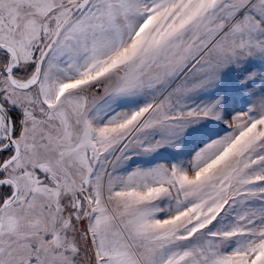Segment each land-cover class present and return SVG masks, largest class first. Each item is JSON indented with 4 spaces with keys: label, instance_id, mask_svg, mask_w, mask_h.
<instances>
[{
    "label": "snow or ice",
    "instance_id": "obj_1",
    "mask_svg": "<svg viewBox=\"0 0 264 264\" xmlns=\"http://www.w3.org/2000/svg\"><path fill=\"white\" fill-rule=\"evenodd\" d=\"M0 264H264V0H0Z\"/></svg>",
    "mask_w": 264,
    "mask_h": 264
}]
</instances>
